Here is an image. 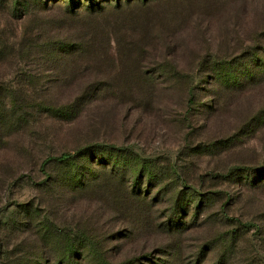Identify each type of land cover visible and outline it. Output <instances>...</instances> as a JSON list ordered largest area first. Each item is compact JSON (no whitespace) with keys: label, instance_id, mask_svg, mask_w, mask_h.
<instances>
[{"label":"rangeland","instance_id":"1","mask_svg":"<svg viewBox=\"0 0 264 264\" xmlns=\"http://www.w3.org/2000/svg\"><path fill=\"white\" fill-rule=\"evenodd\" d=\"M6 1L0 264H264V0Z\"/></svg>","mask_w":264,"mask_h":264},{"label":"trees","instance_id":"2","mask_svg":"<svg viewBox=\"0 0 264 264\" xmlns=\"http://www.w3.org/2000/svg\"><path fill=\"white\" fill-rule=\"evenodd\" d=\"M59 1V0H58ZM57 1V2H58ZM75 1H79L80 4H78L77 6H74L73 4H77L75 3ZM87 2V1H92V0H68L67 3H64V4H56L57 2H54L53 4L58 6V7H64L68 10V14L71 15L72 17L74 18H78L79 16H81V13H82V4L83 2ZM5 2L7 3V1L5 0ZM50 3V0L48 1ZM4 8H6L7 6L11 8V10H9L7 8V11L9 10L10 13L13 11L12 9L14 7H16L17 5H14L12 3V5H9V4H4L3 5ZM6 6V7H5ZM93 7V6H92ZM48 8L51 10L53 9L54 7L53 6H48ZM13 15L17 16V12H12ZM15 16H12L13 18ZM70 17V16H69ZM26 19H27V15L23 16L20 18L21 20V25H20V31H21V39L19 40V42L16 44V49L18 51H22V52H25L29 55L33 54L35 52V50H39V51H43L44 49H48L50 51H76L78 50V48L81 46V44H78L80 43V37H79V34L76 35V37H68V36H57L55 38V40H53L50 44V46H46V43H43L45 45H41V44H36L32 38H30V36H32V30L30 28V24L26 22ZM12 28L11 26L9 25H6L5 28L1 29L0 27V35H6L4 32H6L7 29H10ZM58 30V29H57ZM59 31V30H58ZM33 37V36H32ZM48 39H50L48 37ZM47 41V40H46ZM51 41V40H50ZM3 40L2 38L0 37V48L1 46H3L2 44ZM78 42V43H77ZM15 45V44H14ZM70 159H72V156L69 155V154H62L59 158H55V159H52V160H48L46 161L44 164H46L47 162L49 161H56V162H67L69 161Z\"/></svg>","mask_w":264,"mask_h":264}]
</instances>
